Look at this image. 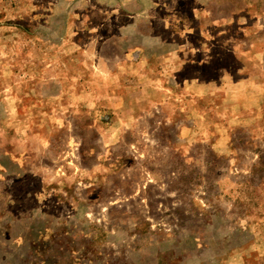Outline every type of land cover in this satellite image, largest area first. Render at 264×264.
<instances>
[{"label":"rangeland","instance_id":"rangeland-1","mask_svg":"<svg viewBox=\"0 0 264 264\" xmlns=\"http://www.w3.org/2000/svg\"><path fill=\"white\" fill-rule=\"evenodd\" d=\"M0 264H264V0H0Z\"/></svg>","mask_w":264,"mask_h":264}]
</instances>
